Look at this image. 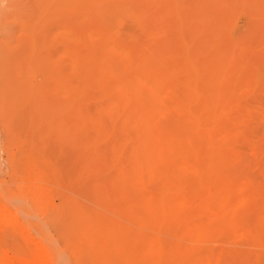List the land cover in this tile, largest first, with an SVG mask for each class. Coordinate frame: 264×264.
I'll use <instances>...</instances> for the list:
<instances>
[{
  "label": "rangeland",
  "instance_id": "rangeland-1",
  "mask_svg": "<svg viewBox=\"0 0 264 264\" xmlns=\"http://www.w3.org/2000/svg\"><path fill=\"white\" fill-rule=\"evenodd\" d=\"M99 1L0 0V264L43 248L48 264H95L82 245L90 214L142 233L161 146L191 185L169 196L185 204L160 232L188 249L174 264H264V0ZM172 113L199 118L195 142L165 141Z\"/></svg>",
  "mask_w": 264,
  "mask_h": 264
},
{
  "label": "bare ground",
  "instance_id": "bare-ground-1",
  "mask_svg": "<svg viewBox=\"0 0 264 264\" xmlns=\"http://www.w3.org/2000/svg\"><path fill=\"white\" fill-rule=\"evenodd\" d=\"M87 1V0H86ZM94 2H95V5L97 4V2H99L100 3V1L99 0H93ZM67 2H68V0H67ZM74 2V1H73ZM103 2H105V1H103ZM83 3V2H82ZM93 3V2H92ZM121 3V2H120ZM123 3H125V2H123ZM75 4V3H74ZM87 4H89V3H87ZM94 4V3H93ZM106 4V3H105ZM108 4V3H107ZM106 4V5H107ZM119 4V3H118ZM97 5H99V4H97ZM96 5V6H97ZM109 6H110V4H108ZM114 5V4H113ZM115 5H117V4H115ZM114 5V6H115ZM91 6V5H90ZM104 6V5H103ZM103 6H101V7H103ZM99 7H100V5H99ZM98 7V8H99ZM100 7V8H101ZM132 8V7H131ZM92 9V8H91ZM94 9V8H93ZM102 9V8H101ZM129 10V9H128ZM133 10H134V8H133ZM95 11V10H94ZM107 11V10H106ZM104 12H105V10H104ZM108 12V11H107ZM123 12V11H122ZM116 13V12H115ZM133 13V12H132ZM138 13V12H137ZM96 14H97V12H96ZM123 14V13H122ZM135 14V13H134ZM99 15V14H98ZM106 15H109L108 13L107 14H105V17H106ZM125 15V14H124ZM123 15V16H124ZM127 15H129L128 14V12H127ZM101 16V15H100ZM133 16V15H132ZM98 17V16H97ZM112 17V16H111ZM110 17V15H109V19L111 18ZM117 17V16H116ZM118 18H121V17H118ZM118 18H116V19H118ZM124 18V17H123ZM126 18V17H125ZM129 18V17H128ZM103 19V18H102ZM107 19V18H106ZM106 19H105V21H106ZM115 19V17H113V19H111V20H114ZM115 19V20H116ZM99 20V19H98ZM110 20V21H111ZM118 20H120V19H118ZM128 21V20H127ZM99 22H101V21H99ZM113 22V21H112ZM114 22H117V20L116 21H114ZM130 22V21H129ZM110 22L108 21V19H107V24H109ZM118 24H119V22H118ZM117 25V24H116ZM103 26V25H102ZM101 26V27H102ZM113 26H115V25H113L112 24V27ZM125 26V25H124ZM118 27V26H117ZM107 28H109V27H106V30H107ZM104 29V28H103ZM100 30V29H99ZM107 32H109V31H107ZM101 33V32H100ZM117 33V32H116ZM99 34V33H98ZM105 38V37H104ZM103 40V39H102ZM96 42V41H95ZM94 44V43H93ZM97 45V44H96ZM94 46H95V44H94ZM113 46V45H112ZM102 47V46H101ZM116 47V46H115ZM93 48V47H92ZM95 48H96V46H95ZM98 48V47H97ZM99 48H100V45H99ZM107 49V48H106ZM105 49V50H106ZM100 50V49H99ZM103 50V49H102ZM107 51V50H106ZM105 51V52H106ZM108 54V53H107ZM113 54V53H112ZM111 54V55H112ZM116 55V54H115ZM114 55V56H115ZM125 55V54H124ZM116 58H118V56L116 57ZM189 59V58H188ZM117 60V59H116ZM84 60H82V62H83ZM91 62V61H90ZM95 62H97V61H95ZM118 62V61H117ZM159 62H161V61H159ZM109 63V62H108ZM88 64H89V61H88ZM116 65V64H115ZM121 65V64H120ZM186 65V64H185ZM147 66V65H146ZM164 66V65H163ZM188 67V66H187ZM190 67V66H189ZM85 68H87V67H85ZM88 68H90V67H88ZM87 68V70H89ZM97 68V67H96ZM95 68V69H96ZM165 68H166V66H165ZM191 68V67H190ZM84 69V68H83ZM186 69V68H185ZM85 70V69H84ZM86 70V71H87ZM99 70V69H98ZM188 70V69H187ZM83 72V71H82ZM81 72V73H82ZM199 72V71H198ZM171 73H169V75H170ZM189 74V73H188ZM212 74V73H211ZM217 74V73H216ZM156 75V74H155ZM171 76V75H170ZM173 76V75H172ZM171 76V77H172ZM217 76H218V74H217ZM220 76V75H219ZM82 77H84V82L86 81V79H85V76H83V74H82ZM189 77H190V75H189ZM194 77V76H193ZM192 77V78H193ZM198 77V76H197ZM87 78V77H86ZM154 78V77H153ZM168 78V77H167ZM173 78V77H172ZM220 78V77H219ZM88 79V78H87ZM154 79H156V78H154ZM164 79V78H163ZM170 80H171V78H169ZM191 79V78H190ZM83 80V79H82ZM161 80V79H160ZM195 80V79H194ZM88 81V80H87ZM154 81V80H153ZM157 81V83L155 84V83H153L154 85H158V88H159V86H160V84H161V82H160V84L158 83V80H156ZM191 81V80H190ZM134 82H136V81H134ZM194 82V81H193ZM216 82H218V81H216ZM215 82V83H216ZM150 83V82H149ZM188 83V82H187ZM192 83V82H191ZM211 83V82H210ZM28 84V83H27ZM139 84V83H138ZM185 84V83H184ZM197 84V83H196ZM196 84H192V85H195L196 86ZM218 84H220V83H218ZM135 85H136V83H135ZM134 85V86H135ZM146 85H147V83H146ZM153 85V86H154ZM162 85V84H161ZM186 85V84H185ZM191 85V84H190ZM191 85V86H192ZM30 86V85H29ZM138 85H136V87H137ZM143 86V85H142ZM204 86V85H203ZM202 86V87H203ZM133 87V86H132ZM139 87V86H138ZM145 87V86H144ZM156 88H157V86H155ZM154 87V88H155ZM161 87V86H160ZM196 87H199V86H196ZM193 88H195V87H193ZM207 88V87H206ZM84 89H86V88H84ZM137 89V88H136ZM139 89H141V87L139 88ZM146 89V88H145ZM150 89V88H149ZM78 90V89H77ZM81 90H82V87H81ZM124 90H125V88H124ZM217 90V89H216ZM130 91V90H129ZM188 91V90H187ZM197 88H196V91H195V89H194V91H189V94L187 93V94H185L186 96L184 97V99H183V101L181 102L182 104H181V107H180V110H181V108L183 109V112H184V110H186V112L187 111H191V108L189 109L188 107H189V102L188 101H186L187 99H191V97H193V99H194V96L196 95V94H198V96H197V98L199 97V93H197ZM202 91V90H201ZM215 91V90H214ZM213 91V92H214ZM75 92V91H74ZM152 92H157V90L155 91L154 89L152 90ZM205 92V91H204ZM76 93V92H75ZM75 93H72V94H75ZM79 93H80V91H79ZM84 93V92H83ZM202 93V92H201ZM214 94V93H213ZM225 94V93H224ZM226 94H227V92H226ZM180 95H182V93L180 94ZM210 95V94H209ZM216 95V94H215ZM73 96V95H72ZM82 97V96H81ZM207 97V96H206ZM214 98H215V96H213ZM213 97H211V98H213ZM79 97H77L76 99H78ZM195 98H196V96H195ZM218 98V97H217ZM231 98V97H230ZM83 99V98H82ZM181 99V100H182ZM81 100V99H80ZM80 100H78V101H80ZM195 100V99H194ZM209 100V99H208ZM208 100H207V102H208ZM215 100H216V98H215ZM74 101H75V99H74ZM191 101V100H190ZM204 101V100H203ZM210 101V100H209ZM220 101V100H219ZM225 101V100H224ZM76 102V101H75ZM74 102V103H75ZM189 104H188V103ZM210 102H215V101H210ZM221 102V101H220ZM74 103H73V105H74ZM224 103V102H223ZM80 104V103H79ZM206 104V103H205ZM208 105V104H207ZM180 106V105H179ZM209 106V105H208ZM216 106V105H215ZM222 107V106H221ZM177 108H179V107H177L176 106V109ZM216 109V108H215ZM214 109V110H215ZM78 110H80V108L78 109ZM179 110V111H180ZM178 111V112H179ZM193 111V110H192ZM211 112V111H210ZM169 113H171V111L169 112ZM181 113H182V111H181ZM180 113V114H181ZM196 113H198L197 111H196ZM168 114V113H167ZM180 114L178 115L179 117L178 118H180ZM169 115V114H168ZM171 115V114H170ZM169 115V116H170ZM174 115V113H172V116ZM175 117L177 118V114H176V112H175ZM184 115H185V112H184ZM168 116V117H169ZM206 116V115H205ZM174 116H173V119H175L174 120V122H173V129H174V135H171V140H169L170 139V136H167V140L165 139V141L166 142H170L171 144H173L174 145V147L175 146H178V145H180V144H182V143H189V142H192V141H196L197 139H194V137L192 136H190V132L188 133L187 132V129H189V126H192V125H195V124H199V118H197V116L195 117H193V118H195V119H191L192 120V123L191 122H182L181 120H183L185 117H183V116H181L182 117V119L180 120V119H176ZM191 117V116H190ZM170 118H171V116H170ZM211 118V117H210ZM173 119H169V120H173ZM168 120V121H169ZM186 120H187V118H186ZM190 120V121H191ZM194 120V121H193ZM205 120V119H204ZM211 120V119H210ZM145 121V120H144ZM203 121V120H202ZM207 122V121H206ZM211 122V121H210ZM215 122V121H214ZM143 123V122H142ZM204 123V122H203ZM209 124V123H208ZM212 124V123H211ZM169 125L171 126L172 124H171V122L169 123ZM204 125H206V124H204ZM213 125V124H212ZM196 126V125H195ZM143 127V126H142ZM172 127V126H171ZM200 127V126H199ZM195 128V127H194ZM148 129V128H147ZM205 129V128H204ZM192 130V129H191ZM202 131H203V129H202ZM136 132V131H135ZM193 133V135H194V131L192 132ZM206 133V132H205ZM198 134V133H197ZM137 135V134H136ZM141 135V134H140ZM207 135V134H206ZM203 136V135H202ZM144 137V136H143ZM199 137L200 136H198V139H199ZM204 138V137H203ZM144 140V139H143ZM194 141V142H195ZM208 141V140H207ZM210 141V140H209ZM206 142V141H205ZM204 142V143H205ZM170 143H169V145H170ZM197 143H200V142H197ZM163 144H165V142L163 143ZM166 144H168V143H166ZM168 145V146H169ZM190 145V144H189ZM188 145V146H189ZM197 145H201V144H197ZM170 147V146H169ZM199 147V146H198ZM162 148H164V149H162ZM202 146H201V150H202ZM160 149H161V151H160ZM160 149H159V152H158V156H159V154H160V157L159 158H161L162 160L161 161H159V162H161L162 163V161H164L163 162V164H166L167 166H165V168H163V171L161 172V176H160V178H159V182H160V185L157 187V184H156V186L155 187H157L156 188V190L157 191H155L156 193H154L153 192V196H151L150 198H149V200L148 201H146V203L145 204H143L142 205V207H140V209H138L139 210V212H137L136 214H137V221H138V223L141 225L139 228H143V232L141 233V231H131V230H127V229H121V228H119L118 226H116L115 224H114V222H111L110 221V219H104V217H102L100 214H90L88 217H86V220L84 221V223H83V228L84 229H82V232H83V230H84V232L85 233H83L84 235H83V237H84V239L83 240H85V242L86 243H84L83 242V244L82 245H84V244H86V248H85V250H87L88 252H90L89 254H90V256L92 255L93 256V258L92 259H94L93 260V263H95V264H174L175 262H177L178 260H179V257H185V256H187L188 254V249L186 248L185 250H178L175 246H173L172 244H169L168 242H166V241H164L163 240V237L164 236H161L160 235V232H161V230L162 229H164V228H166L165 226H166V217L167 216H176V213L178 214V212H179V210H177V207H182V206H184V204L185 203H183L184 201H182L181 200V204H180V206H177L176 204H174V203H172L170 200H169V196L171 195V193L172 192H174V191H178V190H180V189H184L186 186H187V184H188V188H189V186H191L190 185V183H189V180H188V183H186L185 181H183L184 179L183 178H180L181 176L180 175H182V174H185L186 172H187V164H186V162H185V164H186V168H177V167H175V166H173V164H172V161H170L169 162V154H172L171 152L173 151H171L170 153H169V149L167 148L166 149V146H161L160 147ZM166 149V150H165ZM171 149V148H170ZM176 149H178V147H176ZM196 149H198V148H196ZM212 149V148H211ZM210 149V150H211ZM194 150V149H193ZM199 150H200V148H199ZM200 150V151H201ZM136 151V150H135ZM152 151V150H151ZM167 151V152H166ZM206 151V150H205ZM176 152H177V150H176ZM191 152V151H190ZM169 153V154H168ZM179 153V152H178ZM185 153V152H184ZM184 153H182V154H184ZM193 153V152H192ZM213 153V152H212ZM188 154H190V153H188ZM194 154V153H193ZM207 154V153H206ZM169 155V156H168ZM138 156V155H137ZM174 157H175V155H173ZM195 156H199V158H200V156H202L201 155V153L200 152H195ZM194 156V157H195ZM205 156H207V155H205ZM210 156H211V154H210ZM209 156V157H210ZM184 157V156H183ZM198 158V157H197ZM158 159V158H157ZM195 159H196V157H195ZM194 159V160H195ZM215 159H216V157H215ZM214 159V157H212V158H210L209 159V163L207 162V164H208V167L209 168H217L216 166H217V164H218V162H217V160H218V158H217V160H215ZM159 160V159H158ZM188 160V159H187ZM193 160V161H194ZM201 160V159H200ZM199 160V161H200ZM206 160V159H205ZM204 160V161H205ZM149 161V160H148ZM198 161V160H197ZM184 162V161H183ZM201 162V161H200ZM169 163L170 164H172V165H169ZM188 163V162H187ZM194 163V162H193ZM190 164V163H189ZM201 164V163H200ZM204 164V163H203ZM51 165V164H50ZM140 165V164H139ZM142 165V164H141ZM160 165V164H159ZM144 166H146V165H144ZM160 166H162V164L160 165ZM191 166V165H190ZM195 165H193V167H194ZM204 166V165H203ZM45 167V166H44ZM140 167V166H139ZM139 167H138V169H139ZM219 167H221L220 165H219ZM141 168H143V167H141ZM161 168V167H160ZM195 168H197V167H195ZM199 168V167H198ZM191 169V168H190ZM45 170V169H44ZM53 170V169H52ZM189 170V169H188ZM196 170V169H195ZM139 171V170H138ZM196 171H198V169L196 170ZM195 171V172H196ZM208 171V170H207ZM200 172V171H199ZM198 173V172H197ZM49 174V173H48ZM175 176H180L179 178H177V179H174V177ZM155 177V176H154ZM191 178H192V176H190ZM195 177V176H194ZM176 178V177H175ZM187 178H188V175H187ZM196 178V177H195ZM188 179H190V178H188ZM200 179V178H199ZM187 180V179H186ZM191 180V179H190ZM195 181V180H194ZM199 181V180H198ZM201 182V181H200ZM212 182V181H211ZM194 184H195V182H194ZM212 184H214V183H212ZM205 186V185H204ZM208 186V185H207ZM212 186V185H211ZM187 189V188H186ZM196 189V188H195ZM185 191V190H184ZM183 191V192H184ZM187 191V190H186ZM193 191V190H192ZM195 191V190H194ZM218 191H220V190H218ZM182 192V191H181ZM189 192V191H188ZM221 192V191H220ZM175 193V192H174ZM178 193H179V191H178ZM187 193V192H186ZM210 193H211V191H210ZM185 194V193H184ZM151 195H152V193H151ZM172 195H173V193H172ZM183 195V194H182ZM216 195V194H215ZM219 195V194H218ZM184 196V195H183ZM194 196V195H193ZM200 196V195H199ZM209 196V195H208ZM148 197V196H147ZM185 197V196H184ZM187 197V196H186ZM190 197V196H189ZM203 197V196H202ZM253 197V196H252ZM146 198V197H145ZM177 198V197H176ZM216 198V197H215ZM224 198V197H223ZM181 199H183L184 200V198H181ZM191 199V198H190ZM175 200V199H174ZM187 200V199H186ZM186 200H185V202H186ZM223 200V199H222ZM251 200V199H250ZM256 200V199H255ZM92 201V200H91ZM101 201V200H100ZM189 201V200H188ZM212 201V200H211ZM253 201V200H252ZM251 201V202H252ZM141 202V201H140ZM176 202V201H175ZM254 202V201H253ZM194 203H196V202H194ZM193 203V204H194ZM97 204V203H96ZM95 204V205H96ZM102 204H104V203H102ZM179 204V203H178ZM188 204V203H187ZM199 204V203H198ZM87 205H88V203H87ZM219 205V204H218ZM100 206V205H99ZM186 206V205H185ZM196 206V205H195ZM85 207V206H84ZM95 207V206H94ZM101 207V206H100ZM138 207V206H137ZM136 207V208H137ZM184 208V207H183ZM194 208V207H193ZM196 208V207H195ZM105 209V208H104ZM179 209V208H178ZM182 209V208H181ZM197 209V208H196ZM1 210V209H0ZM112 210V209H111ZM134 210H136V209H134ZM192 210V209H191ZM193 210H195V209H193ZM182 211V210H181ZM180 211V212H181ZM183 211H184V209H183ZM187 211H188V209H187ZM226 211V210H225ZM118 212V211H117ZM136 212V211H135ZM134 212V213H135ZM1 213V212H0ZM82 213H83V211H82ZM187 213V212H186ZM107 214V213H106ZM110 214V213H109ZM1 215V214H0ZM113 216H114V214H112ZM230 215H231V213H230ZM229 215V217H231ZM233 215H234V213H233ZM236 215V214H235ZM135 216V215H134ZM180 216H183V214L182 215H179V217ZM1 217H3V215L1 216ZM108 217H110V216H108ZM108 217H106V218H108ZM117 217V216H116ZM176 217H178V216H176ZM185 218H186V216H184ZM189 217V216H188ZM223 217V216H222ZM225 217V216H224ZM238 216H236V218H237ZM4 218H6L5 216H4ZM111 218V217H110ZM171 218V217H170ZM169 218V219H170ZM211 218V217H210ZM214 218V217H213ZM216 218V217H215ZM228 218V217H227ZM233 218H235V217H233ZM232 218V219H233ZM235 218V219H236ZM239 218V217H238ZM1 219V218H0ZM119 219V218H118ZM232 219H229V221H231L232 222ZM262 219H264V218H262ZM3 220V219H2ZM115 220V219H114ZM171 220V219H170ZM174 220H176L175 218H174ZM218 220V219H217ZM222 220H224L223 222H227L228 220L226 219V217L223 219L222 218ZM222 220H221V222H222ZM4 221V220H3ZM3 221H1V222H3ZM133 221V220H132ZM188 221V220H187ZM238 221H239V219H238ZM238 221H236V222H238ZM117 222V221H116ZM168 222V221H167ZM172 222H173V220H172ZM172 222H169V223H172ZM175 222V221H174ZM216 222V221H215ZM234 222V221H233ZM240 222V221H239ZM136 223V222H135ZM176 223V222H175ZM175 223H173V224H175ZM187 223V222H186ZM209 223V222H208ZM217 223V222H216ZM230 223V222H229ZM10 224V223H9ZM121 224H122V222H121ZM134 224V223H133ZM138 224V225H139ZM172 224V227L173 226H175V225H173ZM185 224V223H184ZM211 223H209V225H210ZM168 225V224H167ZM188 225V224H187ZM208 225V226H209ZM217 225V224H216ZM228 225V224H227ZM235 225V224H234ZM262 225H264V224H262ZM11 226V225H10ZM121 226V225H120ZM132 226V225H131ZM177 226H178V224H177ZM179 226H181L180 224H179ZM223 226H225V225H223ZM1 227V226H0ZM130 227V226H129ZM133 227L134 226H132V230H134L133 229ZM167 227H169V226H167ZM184 227V226H183ZM212 227H214L213 226V223H212ZM211 227V228H212ZM221 227V226H220ZM228 227V226H227ZM1 228H3V227H1ZM135 228V227H134ZM145 228L146 229H151V230H153L154 232L152 233V234H149V233H147L146 232V230H145ZM204 228V230H205V227H203ZM207 228V227H206ZM223 228H225V227H223ZM223 228H220V229H222V231H223ZM247 228V227H246ZM8 229V228H7ZM10 229V228H9ZM169 229H170V227H169ZM188 229V228H187ZM191 229V228H190ZM197 229V228H196ZM209 229V228H208ZM259 229V228H258ZM14 230V229H13ZM168 230V229H167ZM247 230V229H246ZM212 231V230H211ZM259 231V230H258ZM2 232H3V230H2ZM8 232V231H7ZM13 232H15V231H13ZM177 233H178V231H176ZM248 232V231H247ZM15 233H17V232H15ZM166 233H168V232H166ZM186 233V232H185ZM193 233H194V231H193ZM192 233V234H193ZM4 235H5V233H3ZM9 234V233H8ZM207 234V233H206ZM20 235V234H19ZM179 235V234H178ZM195 235V234H194ZM204 235V234H203ZM208 235V234H207ZM259 235V234H258ZM257 235V236H258ZM7 236V235H6ZM169 236V235H168ZM185 236V235H184ZM187 236V235H186ZM189 236V235H188ZM200 236V235H199ZM256 236V235H255ZM13 237V236H12ZM2 239V238H1ZM166 239V238H165ZM172 239V238H171ZM178 239V238H177ZM176 238H175V240H177ZM202 239V238H201ZM257 240V239H256ZM174 241V240H173ZM180 242V241H179ZM188 242V241H187ZM186 242V243H187ZM190 242V241H189ZM174 243V242H173ZM196 243V242H195ZM203 243V242H202ZM74 244V243H73ZM15 245V244H14ZM39 245V244H38ZM80 245V244H79ZM192 245V244H191ZM43 246V245H42ZM11 247V246H10ZM37 247H40V245L39 246H37ZM79 247V246H78ZM84 247V246H83ZM94 247H98V249L96 248V249H94ZM41 248H43V247H41ZM2 249V248H1ZM0 249V250H1ZM4 249V248H3ZM44 249V248H43ZM42 249V252H40L41 250H38L36 253H33L32 254V256H30V257H28V258H25V257H27L28 255H26V256H22L23 258H19L20 259V263L21 264H48V253H50L49 251H46L45 249L43 250ZM50 249V248H49ZM84 249V248H83ZM76 250V249H75ZM81 250V249H80ZM189 251H190V249H189ZM3 252V251H2ZM30 252V251H29ZM48 252V253H47ZM79 252V251H78ZM51 254H52V252H51ZM187 254V255H186ZM191 254V253H190ZM189 254V255H190ZM15 255H16V253H15ZM14 255V256H15ZM3 256V255H2ZM20 257H21V255H19ZM49 256H50V254H49ZM1 257V256H0ZM83 257V256H82ZM52 259V258H51ZM181 259V258H180ZM79 261H80V259H78ZM186 260V259H185ZM4 261V260H3ZM82 261V260H81ZM92 262V261H91ZM180 262V261H179ZM184 263H185V261H184ZM221 263H223V262H221ZM229 263V262H228ZM2 264V263H1ZM86 264H87V261H86ZM183 264V263H182ZM226 264V263H225Z\"/></svg>",
  "mask_w": 264,
  "mask_h": 264
}]
</instances>
